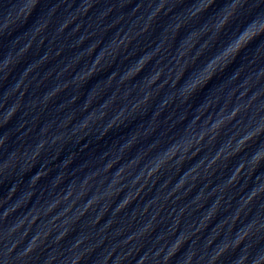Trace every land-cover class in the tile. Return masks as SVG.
<instances>
[{"label": "clouds", "instance_id": "obj_1", "mask_svg": "<svg viewBox=\"0 0 264 264\" xmlns=\"http://www.w3.org/2000/svg\"><path fill=\"white\" fill-rule=\"evenodd\" d=\"M213 2H215V0H213ZM33 7H35V5ZM211 8L212 5L210 4L208 6L207 11H210ZM261 14H264V0H239V3L233 8L232 12L221 21L220 39L217 40V43L215 45V47L218 48L219 51L204 64V69L213 68L214 62L220 56H223L229 52L232 54V61H230L229 63L234 62L235 59L240 55V53L243 52L250 45H252L254 41L260 39L261 42H264V28H261L259 31L256 32L250 31L252 25L256 23L257 17ZM146 57L147 59H151V57L148 56L147 53H144L138 61V63H140L141 65V68H143L144 64L147 63ZM228 66L229 65L226 64L224 68L226 69ZM223 70L224 69H221V71ZM214 76L215 71H213L208 76L207 80L204 83V86H207V83L210 82ZM189 78H191V74H189ZM198 86L199 85H193V91ZM238 111L239 109H235L229 117V120L234 118L237 115ZM14 114L15 108H13V110L8 114V118L6 119L5 123H7ZM217 125L218 123L213 126V130L221 127H218ZM261 134H264V127H258L256 131H253L250 134H245L240 140L237 141V148L234 152L229 154L228 158H231L232 156L238 155L246 151V145H249V142L259 141L256 151L253 152L251 157L249 158L250 162L253 165V170H255V168L259 167L262 156H264V153H261L259 147L260 144H264V140H259ZM201 139H203V136H201ZM232 139H234V137H230L228 143H231ZM40 147H43V144H41ZM223 147L224 146L222 145L221 148ZM244 167L245 163L243 160H241L236 166L235 173L231 177H229V183H232L239 177V175L237 174H239L244 169ZM15 191V188L11 189V192ZM253 195H255V190L253 192ZM5 216H7V213H5ZM14 230L15 229H13V231ZM248 235L249 232L245 231L242 235L239 236V238L236 240L237 248L240 247V245L243 243V241L247 238ZM39 238V236L33 237L32 241L25 249L23 255H27L29 252L34 250V248L36 247V241ZM180 243L182 242H178L174 246V251L172 255H174L176 251H179ZM13 247H15V245H13ZM222 254L223 253H219L218 256ZM234 264H243V260L238 258L237 261H234Z\"/></svg>", "mask_w": 264, "mask_h": 264}]
</instances>
